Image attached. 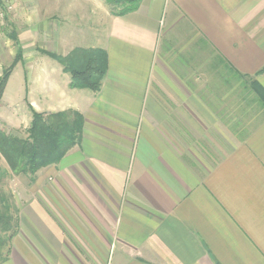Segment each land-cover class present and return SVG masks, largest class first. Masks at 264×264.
Segmentation results:
<instances>
[{
	"label": "crops",
	"instance_id": "0c3cea01",
	"mask_svg": "<svg viewBox=\"0 0 264 264\" xmlns=\"http://www.w3.org/2000/svg\"><path fill=\"white\" fill-rule=\"evenodd\" d=\"M80 1L76 36L45 39L62 57L102 50L106 73L71 90L56 61L30 62V106L80 114L82 134L16 207L0 264H264V0H141L123 17ZM246 96L247 129L232 123Z\"/></svg>",
	"mask_w": 264,
	"mask_h": 264
},
{
	"label": "rangeland",
	"instance_id": "374dc122",
	"mask_svg": "<svg viewBox=\"0 0 264 264\" xmlns=\"http://www.w3.org/2000/svg\"><path fill=\"white\" fill-rule=\"evenodd\" d=\"M52 2H55V0H52ZM58 3L60 4V1ZM61 3L60 7L53 10L56 16L50 17L45 11V0H15L14 9L8 13L3 21H0V77L13 65L0 101V130L19 139L28 138L27 130L30 128L32 120L31 111L42 116L47 115V113L35 111L30 106L27 97L29 72L35 69V66L30 65V62L33 61V58L45 57L41 54L42 51L47 52L49 50L57 56H62L64 51L62 49L58 51L55 45L52 47L51 40L45 39L44 28L48 26L50 28H60L59 32L61 29L66 31L68 36L65 35L66 33L64 36L70 37L71 40V37L76 36L78 31L81 30V28L73 27L77 23L79 25L85 24V19L82 18L81 20L84 13L80 7V0H62ZM102 4L105 3L102 1ZM78 11L79 13H77ZM102 12L104 13V11ZM65 13L66 16L63 15ZM94 21L95 27H97V17ZM83 29L89 31V42L96 44L98 33L93 28ZM61 38V34H56L54 43L57 44V41H60ZM100 38L103 41V32L100 33ZM245 99V109L250 112L242 121L233 120L232 123L240 121V123H243V127L247 129L258 121L261 115L257 116V106L252 102L253 100L248 99L247 96ZM42 170L40 169L33 177L30 175L16 176L10 173L6 163L0 157V196L8 202L10 209L18 210L16 207H22L23 209L24 203L29 202V192L31 188L34 189L37 174ZM2 209L3 203L1 202L0 210ZM16 214L18 216V211ZM22 218H24L23 215ZM24 224V227H29L27 222H24ZM17 226L16 233L19 232V219ZM2 253L5 258L9 255L6 250Z\"/></svg>",
	"mask_w": 264,
	"mask_h": 264
},
{
	"label": "trees",
	"instance_id": "16d2710c",
	"mask_svg": "<svg viewBox=\"0 0 264 264\" xmlns=\"http://www.w3.org/2000/svg\"><path fill=\"white\" fill-rule=\"evenodd\" d=\"M115 17H123L137 10L141 0H102ZM41 54L62 66L70 76L71 90H87L97 93L106 73L107 57L99 49L75 48L62 57L42 51ZM12 67L0 77V101ZM263 71V70H262ZM27 139H19L0 130V157L13 175L34 176L40 169L57 165L63 157L78 145L81 139L83 119L80 114L67 111L42 116L33 111ZM1 197V196H0ZM0 262L6 260L2 251L9 253L11 239L17 232V210L0 198Z\"/></svg>",
	"mask_w": 264,
	"mask_h": 264
},
{
	"label": "built area",
	"instance_id": "2783aa9c",
	"mask_svg": "<svg viewBox=\"0 0 264 264\" xmlns=\"http://www.w3.org/2000/svg\"><path fill=\"white\" fill-rule=\"evenodd\" d=\"M15 0H0V21L14 9Z\"/></svg>",
	"mask_w": 264,
	"mask_h": 264
}]
</instances>
